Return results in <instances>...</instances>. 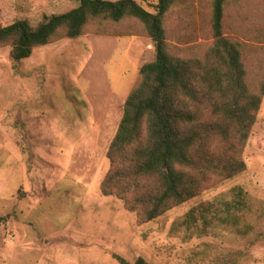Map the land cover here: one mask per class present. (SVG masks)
Returning a JSON list of instances; mask_svg holds the SVG:
<instances>
[{
    "label": "rangeland",
    "instance_id": "rangeland-1",
    "mask_svg": "<svg viewBox=\"0 0 264 264\" xmlns=\"http://www.w3.org/2000/svg\"><path fill=\"white\" fill-rule=\"evenodd\" d=\"M153 11L158 0H136ZM78 0H0L4 24L67 12ZM213 0H188L165 16L175 55L204 57L211 46ZM122 31V32H121ZM224 32L242 44L248 83H264V0H231ZM0 46V264H119L115 255L153 264H264V95L245 150L247 171L139 225L136 214L100 184L107 151L140 69L155 57L141 23L92 24L15 64ZM243 187L256 214L248 234L226 226L189 241L173 221L202 202L231 199Z\"/></svg>",
    "mask_w": 264,
    "mask_h": 264
},
{
    "label": "trees",
    "instance_id": "trees-1",
    "mask_svg": "<svg viewBox=\"0 0 264 264\" xmlns=\"http://www.w3.org/2000/svg\"><path fill=\"white\" fill-rule=\"evenodd\" d=\"M78 1L77 7L46 15L37 25L27 19L0 21V46H10V57L19 64L56 39L81 37L92 24L141 23L155 57L142 65L126 99L107 151L110 166L100 184L102 195L121 200L144 225L244 174L264 83L258 92L250 87L242 44L225 35L231 0H213L214 40L204 57L175 55L168 42L165 16L188 0H158L153 11L136 0ZM230 191L229 200L202 202L177 217L171 232L189 241L215 225L243 234L254 230L248 219L256 210L247 191L241 186ZM115 257L119 264H153L143 257L134 262Z\"/></svg>",
    "mask_w": 264,
    "mask_h": 264
}]
</instances>
